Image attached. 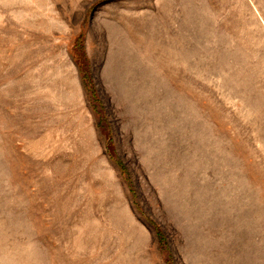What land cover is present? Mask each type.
<instances>
[{
    "label": "rangeland",
    "instance_id": "rangeland-1",
    "mask_svg": "<svg viewBox=\"0 0 264 264\" xmlns=\"http://www.w3.org/2000/svg\"><path fill=\"white\" fill-rule=\"evenodd\" d=\"M0 264H264V0H0Z\"/></svg>",
    "mask_w": 264,
    "mask_h": 264
}]
</instances>
